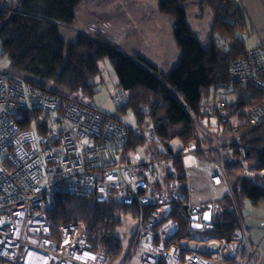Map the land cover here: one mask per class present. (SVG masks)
I'll return each instance as SVG.
<instances>
[{
	"label": "built area",
	"instance_id": "built-area-1",
	"mask_svg": "<svg viewBox=\"0 0 264 264\" xmlns=\"http://www.w3.org/2000/svg\"><path fill=\"white\" fill-rule=\"evenodd\" d=\"M229 76L262 91L249 121L264 125V43L232 60ZM111 95L118 106L128 99L119 86ZM20 109L30 111L36 126H24ZM42 116L56 126L42 127ZM199 129L198 143L138 158L129 149L131 130L124 121L1 69L0 264H104V255L87 241L83 221L63 222L52 236L48 211L57 193L135 207L137 225L122 264H253L251 253L243 260L251 239L242 224L238 239L167 240L179 229L172 216L178 200L197 194L201 202L202 194H213L222 183L231 192L222 162L234 161L231 147L242 143ZM201 184L205 190L198 189Z\"/></svg>",
	"mask_w": 264,
	"mask_h": 264
},
{
	"label": "trees",
	"instance_id": "trees-1",
	"mask_svg": "<svg viewBox=\"0 0 264 264\" xmlns=\"http://www.w3.org/2000/svg\"><path fill=\"white\" fill-rule=\"evenodd\" d=\"M80 1L0 0V8L8 12L0 25V46L9 59L8 69L82 100L97 92L95 76L100 71V61L108 58L118 86L128 95L118 109H131L137 121L136 127L127 124L132 133L129 149L136 153L147 140L153 144V151L145 145V154L157 155L176 151L169 145L173 138H179L182 147L198 143L200 127L222 139L240 140V149L231 147L235 160L225 161L231 192L219 198L205 196L199 205L201 210L213 207L211 221L196 226V220L188 215L187 202H176L172 216L178 220L179 229L170 241L178 242L187 235L234 239L242 224L237 208L241 213L246 202L254 206L264 203V125L253 126L249 121L250 110L261 101L262 91L251 83L231 80L229 65L264 42L248 48L235 36L237 30L247 26L246 16L235 0H198L202 10L208 6L212 11L205 42L196 37L187 22L188 9L193 7L188 3L194 0H158L161 12L173 20L178 51L175 63L165 65L167 69L162 71V66L127 52L103 33H75L68 39L63 31L69 32L72 27ZM229 86L236 92L231 101L216 98L217 95L211 97L212 92ZM18 113L26 120L25 127L36 126L29 110L20 109ZM38 118H44L42 127H53L47 117ZM159 142L164 149H158ZM198 186L206 189L202 184ZM127 215L137 225L133 205L65 193H57L55 204L48 211L53 237L58 236L56 229L61 223L83 221L87 241L93 250L104 255V264H122L126 256L135 231L124 247L117 228ZM251 242L259 245L257 264H262L261 241Z\"/></svg>",
	"mask_w": 264,
	"mask_h": 264
},
{
	"label": "rangeland",
	"instance_id": "rangeland-1",
	"mask_svg": "<svg viewBox=\"0 0 264 264\" xmlns=\"http://www.w3.org/2000/svg\"><path fill=\"white\" fill-rule=\"evenodd\" d=\"M235 1L236 4L241 7L247 20V26L243 30H237L235 36L241 38L248 48L255 47L264 39V0ZM188 4L193 7L191 11L188 9L187 22L196 37H198L200 41L205 42L209 37V25L212 22V11L208 6H205L204 10H202L201 3L198 0L191 1ZM7 13V11L0 8V25L7 19ZM199 13H201V15H199ZM173 25L171 16L162 13L159 9L158 0H81L76 7V17L72 27H70L69 32L63 31V34L68 39H71L75 33H88L91 35H94V33H103L127 52L151 59L154 63H157L158 66H162V71H165L167 69L165 65L167 66L170 63L173 65L178 57L176 38L173 34ZM8 67L9 59L7 55L2 54V48L0 46V70L8 69ZM95 81L97 83V92L92 98H83V102L110 116L120 118L131 127H136L137 121L133 111L131 109L126 111L119 110L118 104L111 95L112 91L118 87V81L115 70L108 58H104L100 61V71L95 76ZM232 89V86L219 88L216 92H212L211 97L217 95L216 98L223 97L231 101L236 96V92ZM53 126L56 125L53 124ZM145 133L148 136L147 129H145ZM148 141L149 140H147L144 146L141 145L137 148V153L133 151L135 157L142 158L150 155L145 154L144 148L146 145V147L153 151V144L151 145ZM169 145L173 150H178L182 147V142L179 138H173L170 140ZM157 147L160 150L164 149L160 142ZM225 161H223L222 164L226 171ZM217 192L221 194L215 195ZM227 192H229V190L226 186L224 188L222 183L217 185V190L213 194H209L210 192L202 194L201 202H198L200 195L196 197L197 194L191 197L186 196V200H178L177 202H187V209L190 210L191 208L199 207V203L203 202L205 196L219 198L223 197ZM187 200H190L193 204H190ZM261 209L262 207H257L246 202L241 207V213H238L240 215L239 218L241 217L242 225L246 228V232L249 235L247 236L248 240L249 237L251 239V235L245 225L249 226V223L252 224L254 221L261 220L262 222L263 218L260 216V214H262ZM206 224L207 222L203 223V225ZM135 229V219L127 215L121 226L117 228V232L122 238L124 247L128 246L130 236ZM261 231L264 232V227H262ZM262 232L255 231L254 236H258V233L262 235ZM187 237L191 238L194 236L187 235L184 238ZM170 238H172V236ZM170 238H167V240L170 241ZM242 238L245 240V237ZM234 239H238V236H235ZM243 253V260L251 253L253 264L258 263L256 247L252 242L249 245L246 244Z\"/></svg>",
	"mask_w": 264,
	"mask_h": 264
},
{
	"label": "crops",
	"instance_id": "crops-1",
	"mask_svg": "<svg viewBox=\"0 0 264 264\" xmlns=\"http://www.w3.org/2000/svg\"><path fill=\"white\" fill-rule=\"evenodd\" d=\"M263 42H264V39L262 40L261 43H263ZM199 191L200 190H197V192H199ZM220 194L221 193L218 194V192L215 193V195H220ZM257 207H262V209H261L262 210V214H260V216L263 218V221L262 222H261V220L260 221H254V222H252V224L249 223L250 224L249 226L248 225H245V226L249 230V233L251 235V239L252 240L261 241V244H260L261 245V249H262L261 263L264 264V232L261 231L262 227H264V203L259 205V206H257ZM253 229H256V230H253ZM255 231H260V233L262 232V235H259V233H258V236H254V232ZM253 236H254V238H253Z\"/></svg>",
	"mask_w": 264,
	"mask_h": 264
},
{
	"label": "water",
	"instance_id": "water-1",
	"mask_svg": "<svg viewBox=\"0 0 264 264\" xmlns=\"http://www.w3.org/2000/svg\"><path fill=\"white\" fill-rule=\"evenodd\" d=\"M212 214H213V207L210 206L208 209H206L203 214H202V217L200 218L201 219V223H198L196 226L198 227H202L203 226V223L204 222H210L211 221V218H212ZM199 217L196 216L194 218V220H197ZM195 226V225H194Z\"/></svg>",
	"mask_w": 264,
	"mask_h": 264
},
{
	"label": "flooded vegetation",
	"instance_id": "flooded-vegetation-1",
	"mask_svg": "<svg viewBox=\"0 0 264 264\" xmlns=\"http://www.w3.org/2000/svg\"><path fill=\"white\" fill-rule=\"evenodd\" d=\"M204 210H201L200 206L191 208L190 210H188V215L192 216L193 219L198 216L199 218L196 220V222L201 223L200 215L202 214L201 211L203 212Z\"/></svg>",
	"mask_w": 264,
	"mask_h": 264
},
{
	"label": "bare ground",
	"instance_id": "bare-ground-1",
	"mask_svg": "<svg viewBox=\"0 0 264 264\" xmlns=\"http://www.w3.org/2000/svg\"><path fill=\"white\" fill-rule=\"evenodd\" d=\"M196 197H198V195H196Z\"/></svg>",
	"mask_w": 264,
	"mask_h": 264
}]
</instances>
